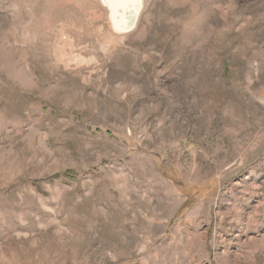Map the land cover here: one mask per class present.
I'll return each mask as SVG.
<instances>
[{"label": "rangeland", "instance_id": "1", "mask_svg": "<svg viewBox=\"0 0 264 264\" xmlns=\"http://www.w3.org/2000/svg\"><path fill=\"white\" fill-rule=\"evenodd\" d=\"M142 2L0 0V264H264V0Z\"/></svg>", "mask_w": 264, "mask_h": 264}, {"label": "water", "instance_id": "2", "mask_svg": "<svg viewBox=\"0 0 264 264\" xmlns=\"http://www.w3.org/2000/svg\"><path fill=\"white\" fill-rule=\"evenodd\" d=\"M116 0H101L108 13V20L112 30L118 34H127L134 30L140 13L142 11V0H127L128 6L124 9H117L114 6ZM124 20L122 25L117 22L120 19Z\"/></svg>", "mask_w": 264, "mask_h": 264}, {"label": "bare ground", "instance_id": "3", "mask_svg": "<svg viewBox=\"0 0 264 264\" xmlns=\"http://www.w3.org/2000/svg\"><path fill=\"white\" fill-rule=\"evenodd\" d=\"M119 6H122V5L119 3Z\"/></svg>", "mask_w": 264, "mask_h": 264}]
</instances>
